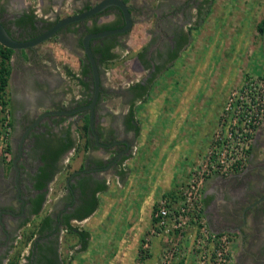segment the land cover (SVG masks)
Returning a JSON list of instances; mask_svg holds the SVG:
<instances>
[{
	"label": "rangeland",
	"instance_id": "374dc122",
	"mask_svg": "<svg viewBox=\"0 0 264 264\" xmlns=\"http://www.w3.org/2000/svg\"><path fill=\"white\" fill-rule=\"evenodd\" d=\"M60 1L54 2V4L51 0L50 2L49 0H21V2L18 0H3L0 2L1 7L5 8L4 12H6L3 22L5 24L8 22L9 27L12 28L10 24L12 17H9V15H16L21 12L23 9H20L23 4L30 5L29 8L33 10L37 20H53L55 16L62 17L80 10L82 3L94 4L98 0H84V2L82 0ZM185 1L128 0L133 9L134 25L129 32L118 36L120 45L116 51L120 52L123 47V49H129V46L130 51L116 62V68L111 61L101 64L102 75H105L107 70L110 72L108 74L109 79H105L104 84L108 86L111 92L108 97L103 99L104 104L114 105L118 109V102L122 103L123 98H125L123 88L127 85L126 80L130 78V75L126 76L122 62L124 58L129 57L139 49L145 41V36L150 37V31L152 32L157 17L156 13H152L153 9L157 11L165 5L169 12L172 10L170 5ZM163 2L164 4L160 6ZM191 2L197 5L202 0H191ZM193 3L185 11L187 14L185 16L186 22H190L191 26L200 21ZM210 6L211 10L205 19L200 22L199 26L196 25L189 32V42L181 49L180 59L176 60L171 66L174 67V71L166 72L162 82L168 84L177 69L181 70L180 81L182 83H186L188 73L194 70L201 76L212 73L210 77V79L212 78V84L209 82V85L211 88L216 89L215 94L217 97L214 100L220 102L221 110L222 102L231 89L241 84L247 76L264 75L262 42L255 26L264 13V0H212ZM161 14L163 13L159 12V15ZM13 31L16 30L13 29ZM60 39L59 34H55L37 43L33 48L35 53L32 54L34 52L32 48H26L28 54L23 58L21 56L19 59L16 56L12 57V74L9 75L7 86L9 105L4 112L0 110V119L4 117L11 120L6 138V141L10 144L14 142L12 135L20 131V127L13 122L18 113H15L17 111L12 108L13 104L18 108L24 106L22 99H19L21 95H25L24 88L30 90L32 99L36 97L41 100L39 107L37 106L38 100L35 101L34 110H32L35 112H40L43 107L52 106L46 97L47 85L45 79H51L52 77L54 82L51 83L50 88H58L59 86L62 89L63 97L66 96V92H64L66 88L63 84L66 77L62 74V69L66 63L63 56L70 50L68 44L61 42ZM76 49L78 53L83 54L79 45ZM56 82L58 83L56 84ZM71 82L73 81L70 79V83H67L66 86L75 89L76 86L72 85ZM20 91L21 94L17 95ZM64 99L61 102L64 103ZM20 125L24 127L25 120L21 121ZM15 127L18 130H15ZM253 137L250 148L251 154L249 151V159L244 170L230 175L211 173L206 177L203 184L204 196H209L211 199L207 205L206 203L203 204V215L205 218L206 215L209 217V220H206L208 227L213 231L219 229H221L219 231H228L231 235L229 242L230 264H264V255L259 249L260 245L264 243V123L260 125ZM0 147V156L6 162V156H10V149H4L5 143L3 142H0ZM4 150H7V152ZM202 154H197L191 170L186 173L184 179H180L178 189L192 176L194 167L202 159ZM63 164L64 161L62 163L58 162L57 167L60 168ZM67 165H72L71 159L67 162ZM62 173L57 179H54L55 182L57 180V184L61 180L63 181L65 177L66 172ZM50 203L46 204L47 209L51 205ZM54 206H52V210L55 209ZM243 211L245 213L243 226H231V220L239 221ZM211 220L219 221L220 228L215 225L217 222L212 224ZM153 224L154 222L151 223L141 238L138 259H133L134 262L129 264H163L165 247L170 245L168 242L170 236L165 233L151 232ZM241 233H244L247 239L245 245L241 242ZM156 235H159V248L156 245L151 248L152 238ZM99 241L103 242L101 239ZM189 241H184V245L179 243L180 245L176 249L177 253L170 258L171 264H179L177 255H184L187 262L194 261L195 257L192 252L186 254ZM145 242H147V245L144 246ZM241 245H244V249L240 248ZM62 246L65 247V241H63ZM88 261V258H85L84 263L86 264Z\"/></svg>",
	"mask_w": 264,
	"mask_h": 264
},
{
	"label": "crops",
	"instance_id": "0c3cea01",
	"mask_svg": "<svg viewBox=\"0 0 264 264\" xmlns=\"http://www.w3.org/2000/svg\"><path fill=\"white\" fill-rule=\"evenodd\" d=\"M51 1L53 3L61 2L60 0ZM68 48L70 52L64 54L63 59L68 70L75 71L79 76L78 84L75 85L73 80L71 82L76 86L74 89L76 90L81 86L80 80L84 78L80 74L81 54L77 52V49L72 50L70 46ZM25 49L13 50L11 62L13 56L18 59L20 56L23 58L27 54ZM180 54L178 53L171 63L166 64L162 69L159 67L157 68L159 70L153 72V80L149 82L146 92L141 95L134 92L132 97L130 95V103L134 109L132 117L130 115L129 119L127 118L126 112L129 104H126L127 100L124 98L122 103L118 102V109L114 105H107L114 113L113 116L96 115L100 139L108 141L126 138L129 141L127 150H125L124 143L117 142L111 147L100 146L93 138L84 147L85 137H79L80 139L77 137L79 145L75 146L69 154L72 165L66 164L69 168L65 170L64 167L57 169L61 172L57 173L54 179H57L62 172H66V176L81 166L82 168L88 167L89 164L86 163L89 160H96V162L105 158L109 160L117 152L126 156L102 171L81 174L85 179L77 182L78 187L75 188L78 190L76 191L78 197L76 198H82L80 187L86 186L88 192L103 180L107 186L105 189L95 192L98 198L97 207L89 215L77 220V225L89 232L87 246L78 249L80 246L77 244L75 234H68V237L65 235V239L62 238L65 241V247L61 245L59 252L62 264H85V258L89 260L86 264H129L134 262L133 259H138L139 256L138 248L141 238L154 222L153 207L157 199L165 192H173L175 195L172 197L171 194L173 201L178 199L179 182L191 170L197 154L201 155L204 151L220 113V102L214 100L217 97L216 89L209 85V82L212 84V78L210 79L212 73L201 76L194 70L195 68H192L194 71L188 73L186 81L188 84H186L180 81L181 70L177 69L168 84L162 82L166 72L174 71V67L171 66L180 59ZM111 62L116 68L117 61L112 59ZM122 64L128 74L135 75L134 80H138L141 75H144L135 56L123 61ZM10 74H12V65ZM129 79L131 80L132 77ZM65 88L70 91L69 86ZM84 92L83 96H85ZM63 98H65L64 104L71 103L68 92ZM78 115L80 119L77 121L75 116ZM83 116L82 113L64 116L68 122L77 124L73 125L71 136L74 135L73 130L76 131V134L78 133L84 119ZM128 120L129 123L134 122L137 132L127 125L126 121L128 122ZM122 150L124 152L121 153ZM6 170L7 164L3 162L0 174L2 172L4 174ZM72 181V179L66 181L64 177L59 184H57V180L51 183V187L46 193L51 205L47 209L46 204L49 202H46L43 213L52 212V206H57L56 202L59 198L72 197V193L68 192L69 185L75 183ZM193 231L194 228L190 225L188 232L192 233ZM190 235H186L185 241L191 239ZM158 238L159 235L153 236L151 248L154 245L159 248ZM100 239L103 242H100ZM10 253L11 256L5 258L0 264L15 263L17 255L13 257L14 252Z\"/></svg>",
	"mask_w": 264,
	"mask_h": 264
},
{
	"label": "flooded vegetation",
	"instance_id": "af4514ba",
	"mask_svg": "<svg viewBox=\"0 0 264 264\" xmlns=\"http://www.w3.org/2000/svg\"><path fill=\"white\" fill-rule=\"evenodd\" d=\"M1 1L3 0H0V2ZM18 1L21 2V0ZM124 1L125 3H127L129 7L132 18V14H133L132 6L130 3H128V0H124ZM211 1L212 0H207V2H205V0H202V2H200V4L197 5L191 2V0H186L185 2L176 3V4L173 3V5H170V8L172 10H170L169 12L165 5L162 6L164 8L160 7V9H158L157 11L153 9L154 11L152 13H156L157 17L155 18V22H154L155 24L154 27L152 28V32L150 31V37L147 38V36H145V41L142 43L139 49L133 52L132 55H130L129 57L123 59V61H125L135 56V58L138 59L140 63L139 65L141 66L144 73V75H141L140 79L138 78V80H134L133 78H135V75L128 74V72H126V68L123 69V71L126 72L125 74H127L126 76L130 75L129 77L130 78L132 77L131 80L129 78L126 80L127 85L123 88V92H124L123 94L125 96L124 99L127 100L126 104H129L126 114H128L129 106L131 105L130 99L135 92V87H132L131 85L137 81L146 84L147 79L149 77H154L153 72L159 70L157 68L160 67L162 69L163 66L171 63L172 60L178 56V53H180L181 49L186 46L187 42H189L188 30L191 28V25L190 22L188 21L186 22L185 16L187 14L185 13V11L190 6V4L193 3V6L194 8H196V13H197L198 7L200 5H202L203 7H207L209 6V4L211 5ZM82 2H84V0H82ZM162 4H164V2L161 3L160 6ZM87 5L88 7H86ZM91 5L93 4L82 3L81 9L75 11L74 13L86 10ZM29 6L30 5L23 4V7L20 9V10L23 9L21 12H18L16 15L15 14L9 15V17L10 16L12 17L10 24L12 25V28L15 29L16 31H13V29L9 27L8 22L4 25L6 26L5 28L10 33V35L18 40L31 39L48 28L46 26V22L48 20H36L37 28L34 29L33 32H30L31 30L30 26L28 25L21 26V23L16 22L15 19L17 17H20V15H22L24 12L29 13L31 11V8H29ZM4 11L5 8H2L0 5V20L2 23L4 21L3 18L6 15V12ZM159 12H162L163 14L159 15ZM59 18L61 17L55 16L53 18V21L55 22ZM114 22H116L114 26H109L103 29L118 27L123 25L124 23V18L121 9L114 4H110L101 11L89 17L77 21L69 22L63 25L56 31V33L53 34V35L59 34V36L61 37L60 41L67 43L68 46L72 48V50L76 49L77 45H79L83 52V54H81L82 60L79 58L82 63V67H80V71H81L80 74H82L81 76L84 77L82 79L88 82V84L85 85L81 79L79 82L81 86L77 87L76 90L70 89V91L69 90L64 91L70 94L71 97L70 104L66 105L63 102H61V100L63 101L64 98L62 95V89L59 88V86L58 88L57 87L50 88V86L52 85L51 83L54 82V79L52 77L51 79H45L47 85L46 97L49 100L50 104L52 105L51 107L49 106L43 107L40 110V112L32 111L34 110L33 107L35 105V101L38 100L37 106L39 107V103L41 102V100H39L36 97L32 99L30 90H26L25 88L23 89L25 95H21L19 97V99H22L24 106L22 108L20 107L18 108L13 104L12 109H14V111H17L15 113H18L17 115L18 117L16 116V118L13 119V122L20 127V131H18L17 133L15 132V135H12V140L14 142L13 143L11 142V144L9 143L10 156H6L7 170L4 171V174L3 172L2 174H0V263H2L5 258L11 256L10 252H14L13 257L17 255V264H50V261L51 263L53 262V264H62L61 257L59 254L62 241H64L62 240V238L65 239V235L68 237V234L69 235L74 234L72 232H69L66 223H64L65 221L64 216L75 211L76 212L80 211V208L78 207L81 205L80 203H82L83 198H76L78 197V195L76 194V191L78 190H76V188H72L70 184L68 187V192L72 193L71 198H63V199L59 198L56 202L57 206L55 207V210H53L52 212L48 211L43 213V207L46 204V202H49L48 200L49 198H47L46 193H48L47 191L51 187V183L54 181L56 174L61 172V171L60 172L57 171L58 162L62 163L64 161V164L60 167H62V169L63 167L64 169H66L67 167L65 166H67L66 164L70 159V155H69L70 152H72L75 146L79 145L78 144L79 143L78 140L80 139L79 137H83L82 135L83 130L81 128L79 130L77 129L78 130L77 134L76 131L73 130L74 135L71 136V129L73 128V125H77V124H72L71 122H68L64 116L74 115L75 113L78 114L82 113L84 115L83 116L84 119H86L87 115L89 116V108H80L72 113H50L43 115L42 113L47 110H53V109H74L86 105L90 102L94 92V81L92 77L90 62L82 46V37L84 36V34L88 32H95L93 30H89V27H92L94 23L111 25ZM133 25H134V21L132 18L131 27ZM130 28L125 32L107 34L104 36L91 38L90 40L91 49L95 56L96 63L98 66L99 81H100L99 95L94 105V114H95L94 124H95V130L98 134L99 143L96 142L94 134L91 132V129L90 132L86 134V140H88V138L90 139L93 138L96 144L100 146L111 147L117 142L124 143L118 140L126 139V138H117V139H110L108 141L101 140L96 125V115L101 114L102 117L114 115V113L110 111V109L108 108L107 104L103 103V99L105 97H108V94H110L111 91L110 89H108V86L104 84V80L107 78L109 79L108 74L110 72L107 70L105 71L106 72L105 75H102L103 72L101 70V64L107 61H111L112 59L118 61L119 59L123 58V56H126L129 53L130 46L129 49L128 48L123 49L124 47L121 48L120 52H117L116 50H118L117 48L120 45L118 36L126 32H129ZM68 34L71 35L69 36ZM79 35L81 36L80 39H79ZM114 41L115 44L111 47V51L116 53L115 57L110 58L107 61H100L101 55L104 54L102 50H105V48ZM35 45L24 48H32V50H34L33 48ZM97 47L98 50L93 51V49ZM33 53H35V50L34 52H32V54ZM175 53L177 54L176 56L174 55ZM84 63H89L90 66V69L87 71V73L83 72ZM62 74L66 77L64 78L63 81L65 87H67L66 84L68 83V80L70 81V79L75 82V85L78 84L79 76H77L75 71H71V70L69 71L66 64H64V68L62 69ZM57 83L58 82H56V84ZM82 91L83 92L85 91L84 92L85 96H83ZM20 94L21 91L17 95ZM86 99H89V101H86ZM75 118L77 119V121L80 119L79 115L75 116ZM84 119L82 120V125ZM24 120H25V125L24 127H21L20 123L21 121ZM16 129L18 130V128L15 127V130ZM77 137L79 138L78 140ZM59 138H63L61 142H70L69 146L61 153V155L55 161L54 171L51 177L47 180L46 185L41 189H38L34 186L35 176H37V173L39 172V166L44 164L43 161H41L40 159V154L49 145L51 146L53 139L55 144L61 143V142H57ZM47 149L51 150L53 149V146ZM127 149L128 148H126L125 145V150ZM122 152L124 151L122 150L121 153ZM121 156L122 155L120 153L118 154L117 152L114 153L109 160L108 158L102 159V161L105 163L102 167L98 161L96 162V160H89L86 163L89 164L88 167L82 168L81 166L80 168L74 169L72 173L70 172V174L65 176L66 181L72 179L73 180L72 182H75L77 184L79 180H83V178L85 179V177H83L84 175L82 176L81 174L88 172L102 171L110 164L119 161ZM14 159H15V165L13 163ZM3 160L4 159L2 158V156H0V167H2V164L4 162ZM39 192H44V199L41 202L39 210L37 212H33V208L35 206L37 199L36 197ZM210 201L211 199L209 198L208 202ZM244 214L245 213L243 211L241 214V219H239V221L231 220L230 225L235 227L243 226L245 222ZM47 215L50 216L51 221L49 225H47L43 229V231H39L40 223L41 221H44L43 219ZM208 218H209L208 215H206L207 221L209 220ZM80 219L81 218H77V217L70 218V224L73 226L74 230H77V233H79L80 229H83L77 225L78 224L77 220ZM211 223L212 224L215 223V225L218 226L217 228H220L219 221L211 220ZM74 232L76 233V231ZM240 236H241L242 244L244 243L245 245L247 239L245 238L244 233H241ZM76 240H77V244L80 246V242L78 241L77 236H76ZM244 245H241L240 248H243ZM259 249H261V252L264 255V243L260 245Z\"/></svg>",
	"mask_w": 264,
	"mask_h": 264
},
{
	"label": "built area",
	"instance_id": "2783aa9c",
	"mask_svg": "<svg viewBox=\"0 0 264 264\" xmlns=\"http://www.w3.org/2000/svg\"><path fill=\"white\" fill-rule=\"evenodd\" d=\"M8 122L9 118H1L0 130H9ZM263 122L264 75H250L223 100L202 159L194 167L192 176L178 189V199L173 201L162 194L155 203L156 220L151 232L170 236L163 264H171L170 258L177 253L179 243L184 245L187 234H191V239L186 254L192 252L195 259L187 262L184 255H177L179 264H230L231 235L228 231H213L208 227L203 215V184L211 173L230 175L245 169L253 136ZM3 137L0 132V142L5 143L6 149L7 137ZM190 225L194 228L192 233L188 232Z\"/></svg>",
	"mask_w": 264,
	"mask_h": 264
},
{
	"label": "trees",
	"instance_id": "16d2710c",
	"mask_svg": "<svg viewBox=\"0 0 264 264\" xmlns=\"http://www.w3.org/2000/svg\"><path fill=\"white\" fill-rule=\"evenodd\" d=\"M205 2H207V0H205ZM86 7H88V5ZM210 10H211L210 4H209V6H207L205 8L202 5H200L198 7V10H197V17L200 21H197V23L192 25L190 29H192L193 27H196V25L199 26L200 22L205 19V17L209 14ZM15 20H16V22L21 23V26H25V25L30 26L31 27L30 32H33V30L37 28V26H36L37 18L35 16L33 10H31L29 13L24 12L22 15H20V17H17ZM53 22H54L53 20H48L46 22V26L49 27L51 24H53ZM115 23L116 22L112 23L111 25L94 23L92 25V27H89V30H93V31L101 30V29L109 27V26H114ZM3 25H5L4 22H3ZM255 26H256V28L260 34V37H261L262 53L264 56V13H263L262 17L256 22ZM190 29L188 30V32L191 31ZM185 36H187V35H185ZM114 44H115V41L110 43L105 48V50H102L104 52V54L101 55L100 61H107L110 58L115 57L116 53L111 51V47ZM97 50H98V47L93 49V51H97ZM12 53H13L12 48L4 46L2 43H0V110H1V112H4L7 108V106L9 105L8 96H7V86H8V82H9V75L11 72V61H10V59H11ZM174 55L176 56L177 54L175 53ZM89 69H90L89 63H84L83 72L87 73V71ZM152 80H153V77H149L147 79L146 84L140 83L139 81L134 82L132 87H135V92H137L136 94L141 95L144 92H146L147 86H149V82H151ZM83 83L85 85L88 84V82H86L85 80L83 81ZM86 101H89V99H86ZM130 115H131V117L134 115V109L132 107V104L129 107L127 118H128V116L130 117ZM88 117L89 116L87 115L86 119H84V121H83V125H80V128L83 130L82 131L83 138L85 137V139H86V134H88L90 132L89 118ZM126 123L129 127L134 128L135 132H137V126L135 127L133 121H132V123H129V120H128V122L126 121ZM10 125H11V120H9V122H8V126H10ZM0 132L4 137H7L8 130L6 128H4L3 130H0ZM85 139H84L85 142L83 141L84 147H86L91 140L90 138H88V140H85ZM5 140H6V138H5ZM50 140H52V139H50ZM62 140H63V138H59L57 140V142H61ZM52 141L53 142H52L51 146H53V149L48 150L47 148L51 147L49 145L40 154V159H41V161H43L44 164L39 166V172L37 173V176H35L34 186L38 189H41L42 187H44L46 185L47 180L51 177V175L54 171L55 161L61 155V153L69 146V143H70V142H61V143L55 144L54 139ZM9 147H10L9 142L6 141V149H9ZM124 157H126V156L123 155V156H121L120 159H123ZM98 162L101 164V167L105 164L103 161H98ZM39 173H42V174H39ZM41 176H42V178H41ZM106 186H107L106 182H105V180H103V181L98 182L97 185L94 186V188L88 192L86 191V186L83 188L80 187L81 197L83 198L82 203H80L81 205L78 207V208H80V211H77V212L75 211V212H72V213L64 216V220H65L64 223H66L67 228L69 229V232L74 233L77 236L78 241L80 242V247L78 249H83L87 246L88 241H89V232L85 229H80L79 233H77V230H74L73 226L70 224V218L71 217L82 218V217L89 215L98 205V198L96 197L95 192L98 190L105 189ZM71 187L72 188L78 187V184L72 183ZM171 194L173 197V195H174L173 192L172 193L171 192H165L164 193V195L168 196L169 198H172ZM36 198L37 199H36L35 206L33 208V212H37L39 210L41 202L44 199V192H39ZM208 200H209V196L203 197V203H207ZM155 208H156V204L153 207V219H154V221L156 220V217L154 216ZM43 220L44 221H41V223H40L39 231H43V229L47 225H49V223L51 221L50 216H48V215L45 216ZM74 231H76V233ZM14 264H17L16 258H15ZM50 264H53V262L51 263V261H50Z\"/></svg>",
	"mask_w": 264,
	"mask_h": 264
},
{
	"label": "water",
	"instance_id": "95a60500",
	"mask_svg": "<svg viewBox=\"0 0 264 264\" xmlns=\"http://www.w3.org/2000/svg\"><path fill=\"white\" fill-rule=\"evenodd\" d=\"M110 4H114L121 9L122 14H123V18H124L123 25L118 26V27H114V28L102 29V30L95 31V32H88V33L84 34V36L82 37V46H83V49H84V51L88 57V60L90 62L92 77H93V81H94V92H93L92 99L90 100V102L88 104L80 106L78 108H74V109H53V110H47V111L42 113V115L43 114H50V113H72V112H75L76 110H78L80 108H89V126L91 129V132L94 134V137H95V140L97 143H99V140H98V134L95 130V124H94L95 123L94 105H95L97 98H98V95H99L100 81H99L98 66L96 63L95 56H94L92 49H91L90 40H91V38H94V37H100V36H104V35L112 34V33L125 32L126 30H128L131 27L132 18H131V12L129 10L127 3H125L124 0H98L93 5H91L89 8H87L86 10H83L81 12L71 13V14H68L66 16H63V17L57 19L50 27H48L42 33L38 34L37 36H35L31 39H27V40H18L16 38L12 37L10 35V33L6 30L5 26L3 25V23L0 20V43H2L4 46L12 48V49H18V48L33 46V45L49 38L50 36H52L63 25H65L69 22H73V21H77V20L89 17V16L101 11L102 9H104L106 6H108ZM42 115H40V116H42ZM118 141L124 142L126 145V148H128L129 141L127 139H121ZM13 163L15 165V159L13 160Z\"/></svg>",
	"mask_w": 264,
	"mask_h": 264
}]
</instances>
